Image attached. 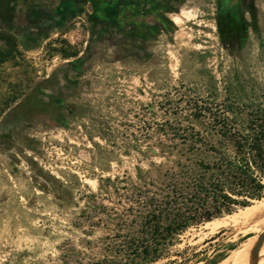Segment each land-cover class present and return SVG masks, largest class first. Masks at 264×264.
<instances>
[{"label":"rangeland","instance_id":"obj_1","mask_svg":"<svg viewBox=\"0 0 264 264\" xmlns=\"http://www.w3.org/2000/svg\"><path fill=\"white\" fill-rule=\"evenodd\" d=\"M14 2L0 0V264L101 262L174 125L261 102L264 0L225 38L216 0H66L31 25ZM65 74L66 109L38 110ZM261 205L189 229L172 252L228 257L262 237Z\"/></svg>","mask_w":264,"mask_h":264},{"label":"trees","instance_id":"obj_2","mask_svg":"<svg viewBox=\"0 0 264 264\" xmlns=\"http://www.w3.org/2000/svg\"><path fill=\"white\" fill-rule=\"evenodd\" d=\"M258 99L252 106L196 109L195 123L174 125L161 155L167 164L139 175L109 258L94 264H186V249L172 252L184 233L264 198V93ZM206 113L210 119L200 122Z\"/></svg>","mask_w":264,"mask_h":264},{"label":"flooded vegetation","instance_id":"obj_3","mask_svg":"<svg viewBox=\"0 0 264 264\" xmlns=\"http://www.w3.org/2000/svg\"><path fill=\"white\" fill-rule=\"evenodd\" d=\"M216 15L220 28V35L225 37L240 35L239 32L242 29L243 12L246 9H251V0H216ZM60 81L56 84V91H49L45 94L40 93L42 104L38 103V110L46 112V108H52L53 110H65V97L62 94L64 91V83L71 81V76L68 74L59 77ZM64 81V82H63ZM47 100V102L45 101Z\"/></svg>","mask_w":264,"mask_h":264},{"label":"crops","instance_id":"obj_4","mask_svg":"<svg viewBox=\"0 0 264 264\" xmlns=\"http://www.w3.org/2000/svg\"><path fill=\"white\" fill-rule=\"evenodd\" d=\"M64 3H66V0H15L14 3L10 4L11 7L13 5L11 12L14 15L21 16L22 20H25L23 18H26L27 21L29 19L28 23L31 25L33 18L40 17L42 13L51 15L67 11ZM27 21L25 20V22ZM26 30L29 29L26 27ZM29 34L32 35V31Z\"/></svg>","mask_w":264,"mask_h":264},{"label":"bare ground","instance_id":"obj_5","mask_svg":"<svg viewBox=\"0 0 264 264\" xmlns=\"http://www.w3.org/2000/svg\"><path fill=\"white\" fill-rule=\"evenodd\" d=\"M258 203H261L262 207L264 206L263 200L258 201ZM251 208L252 207H248L245 209L250 210ZM246 214H249V213H246ZM212 223H215V222L213 221L207 224H212ZM219 264H264V233L261 238L259 237V238L250 240L240 250L232 252L231 255H229L226 259L221 261Z\"/></svg>","mask_w":264,"mask_h":264}]
</instances>
